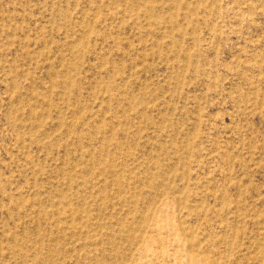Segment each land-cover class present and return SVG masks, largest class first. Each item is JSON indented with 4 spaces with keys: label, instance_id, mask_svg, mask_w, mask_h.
Instances as JSON below:
<instances>
[{
    "label": "rangeland",
    "instance_id": "obj_1",
    "mask_svg": "<svg viewBox=\"0 0 264 264\" xmlns=\"http://www.w3.org/2000/svg\"><path fill=\"white\" fill-rule=\"evenodd\" d=\"M0 264H264V0H0Z\"/></svg>",
    "mask_w": 264,
    "mask_h": 264
}]
</instances>
